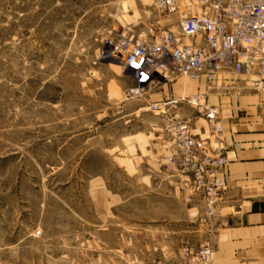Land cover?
<instances>
[{
	"label": "rangeland",
	"instance_id": "374dc122",
	"mask_svg": "<svg viewBox=\"0 0 264 264\" xmlns=\"http://www.w3.org/2000/svg\"><path fill=\"white\" fill-rule=\"evenodd\" d=\"M164 20L154 0H0V264H174L207 241L148 186L141 148L165 134L151 94L191 78L128 99L133 74L108 45L176 29Z\"/></svg>",
	"mask_w": 264,
	"mask_h": 264
},
{
	"label": "built area",
	"instance_id": "2783aa9c",
	"mask_svg": "<svg viewBox=\"0 0 264 264\" xmlns=\"http://www.w3.org/2000/svg\"><path fill=\"white\" fill-rule=\"evenodd\" d=\"M155 4L176 29L160 27L156 34L150 29L144 37L132 32L108 41L134 77L126 98L142 97L153 84L178 74L205 78L210 87L224 70L254 75V88L264 91V0H155ZM182 103L207 120L208 137L193 132L191 116L179 112ZM261 105L264 108V100ZM148 108L164 122L171 146L169 167L189 178L186 200L203 196L202 221L211 224L222 191L217 177L229 164L218 107L208 102L207 93L199 92L152 102ZM214 259L209 242L186 243L174 264H213Z\"/></svg>",
	"mask_w": 264,
	"mask_h": 264
},
{
	"label": "crops",
	"instance_id": "0c3cea01",
	"mask_svg": "<svg viewBox=\"0 0 264 264\" xmlns=\"http://www.w3.org/2000/svg\"><path fill=\"white\" fill-rule=\"evenodd\" d=\"M164 18L163 24L173 23L165 15ZM233 75L231 70H224L210 87L205 78L191 79L177 81L171 89L163 86L151 94L156 102L180 94L205 92L208 102L219 109L229 164L217 177L222 191L211 224L201 219L205 207L203 196L186 200L189 178L169 167L167 156L171 149L162 130L160 135L150 132L145 137L146 143L141 145L149 155L144 164L151 170L144 178L153 190L188 206L186 215L192 221L200 220L199 230L203 229L206 242L215 249L213 264H264V108L261 105L264 91L254 88L250 76ZM184 112L192 118L193 132L208 137L205 118L189 106H184Z\"/></svg>",
	"mask_w": 264,
	"mask_h": 264
}]
</instances>
